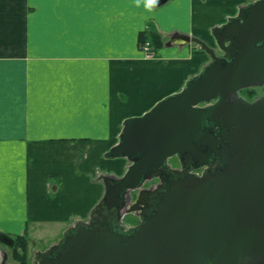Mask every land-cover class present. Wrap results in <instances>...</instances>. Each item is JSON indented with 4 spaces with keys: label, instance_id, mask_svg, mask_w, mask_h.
Instances as JSON below:
<instances>
[{
    "label": "crops",
    "instance_id": "crops-1",
    "mask_svg": "<svg viewBox=\"0 0 264 264\" xmlns=\"http://www.w3.org/2000/svg\"><path fill=\"white\" fill-rule=\"evenodd\" d=\"M156 1L0 0V234L89 218L105 194L101 174L122 176L131 163L106 157L124 122L211 60L171 37L214 45L212 28L252 0ZM2 253L0 244V264Z\"/></svg>",
    "mask_w": 264,
    "mask_h": 264
},
{
    "label": "water",
    "instance_id": "water-1",
    "mask_svg": "<svg viewBox=\"0 0 264 264\" xmlns=\"http://www.w3.org/2000/svg\"><path fill=\"white\" fill-rule=\"evenodd\" d=\"M212 34L217 47L171 37L199 44L211 60L180 91L124 122L106 157H127V171L103 175L105 194L89 219L36 251L32 264H264V95L240 94L264 85V0L241 6ZM174 156L180 168L170 165ZM155 178V188H143ZM131 190L139 193L127 211L140 223L126 228ZM0 241L15 242L6 234Z\"/></svg>",
    "mask_w": 264,
    "mask_h": 264
},
{
    "label": "rangeland",
    "instance_id": "rangeland-1",
    "mask_svg": "<svg viewBox=\"0 0 264 264\" xmlns=\"http://www.w3.org/2000/svg\"><path fill=\"white\" fill-rule=\"evenodd\" d=\"M249 2H251V1H249ZM196 45H198V44H196ZM198 46L200 47V45H198ZM216 47H217V45H216ZM241 94L248 97V98L254 99L256 96H258L260 94H264V87H262V89H260V88H248V89L243 90V92ZM170 161H171L172 166H179V164H180L179 160L176 156L172 157L170 159ZM103 175L104 174L102 173L100 177L102 178ZM116 176L118 177V175H115V174L113 175V177H116ZM155 182L156 181H153V180L147 181L146 182L147 185H144V188L149 186L150 183L151 184L149 187L155 188L154 186L157 184ZM138 191L139 190H136L137 193L133 192V195H132V193H130L131 195L129 197H131V199L133 200L135 197H137ZM129 197H128V199H129ZM128 203H129V201H128ZM128 207H129V204H127L126 209L123 213V215H124L123 216V223L126 225V227H129V226H131L129 224L133 225V223H137L140 220L139 213L137 211L126 213V212H128L127 211ZM87 219H83V220H87ZM74 223H72V224H74ZM63 228L64 227L60 226V225L39 226L37 228H34L35 232L33 234L31 233L29 237H26L27 241L24 244H22L21 240L15 238V242H16L15 246H10V245H8L6 243H2L0 241V244L3 247V252H4L1 254L2 255L1 256V262L3 261L4 254L7 253L8 254V260H7L8 264H32L36 251L46 250L50 246L55 244L57 241H59V239L63 236V233L65 232V230L68 227L64 231H63ZM15 242H14V244H15ZM17 258H19V259H17Z\"/></svg>",
    "mask_w": 264,
    "mask_h": 264
},
{
    "label": "trees",
    "instance_id": "trees-1",
    "mask_svg": "<svg viewBox=\"0 0 264 264\" xmlns=\"http://www.w3.org/2000/svg\"><path fill=\"white\" fill-rule=\"evenodd\" d=\"M157 37H159V36H157V35H154L153 36V38L154 39H156ZM160 38V37H159ZM146 39V37L144 36V35H141V43L142 42H144V40ZM160 41H161V39H160ZM153 44H154V42H153ZM156 45V44H155ZM17 239H19V240H21L22 241V244H24L27 240H26V237L25 236H23V237H21V236H19V237H17ZM15 245H16V242H15ZM14 245V246H15ZM17 259H19V258H17ZM21 259V258H20ZM22 260V259H21ZM20 261V260H19ZM23 261V260H22ZM24 262V261H23ZM22 262V263H23Z\"/></svg>",
    "mask_w": 264,
    "mask_h": 264
},
{
    "label": "flooded vegetation",
    "instance_id": "flooded-vegetation-1",
    "mask_svg": "<svg viewBox=\"0 0 264 264\" xmlns=\"http://www.w3.org/2000/svg\"><path fill=\"white\" fill-rule=\"evenodd\" d=\"M220 53V52H219ZM262 87H264V85H262V86H256V87H252V88H260V89H262ZM246 89H248V88H246ZM245 90V89H244ZM243 92V90L240 92V94ZM242 95V94H241ZM264 94H260V95H258V96H256L254 99H256V98H258V97H261V96H263ZM242 96H244V95H242ZM246 99H248V100H250V101H253L254 99H251V98H248V97H246V96H244ZM200 171V170H199ZM156 182L157 181H159V180H155ZM151 184V183H150ZM150 184H149V186H150ZM137 193V192H136ZM133 195V194H132ZM136 198V197H135ZM134 198V199H135ZM139 220V219H138ZM140 222V220L137 222V223H133V225H136V224H138ZM129 225H132V224H129Z\"/></svg>",
    "mask_w": 264,
    "mask_h": 264
},
{
    "label": "built area",
    "instance_id": "built-area-1",
    "mask_svg": "<svg viewBox=\"0 0 264 264\" xmlns=\"http://www.w3.org/2000/svg\"><path fill=\"white\" fill-rule=\"evenodd\" d=\"M144 49L148 57H151L154 55V52L152 51L150 44L148 42L144 45Z\"/></svg>",
    "mask_w": 264,
    "mask_h": 264
}]
</instances>
